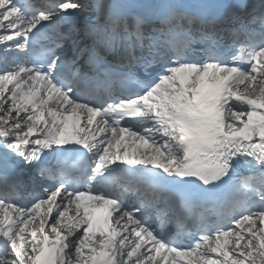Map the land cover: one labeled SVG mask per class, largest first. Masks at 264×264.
I'll return each mask as SVG.
<instances>
[{
    "label": "snow or ice",
    "instance_id": "snow-or-ice-1",
    "mask_svg": "<svg viewBox=\"0 0 264 264\" xmlns=\"http://www.w3.org/2000/svg\"><path fill=\"white\" fill-rule=\"evenodd\" d=\"M0 31V264H264V0H0Z\"/></svg>",
    "mask_w": 264,
    "mask_h": 264
}]
</instances>
